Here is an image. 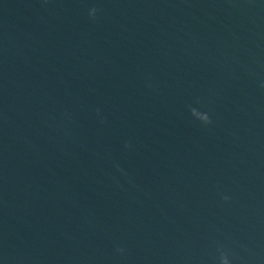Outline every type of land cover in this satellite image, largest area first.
Masks as SVG:
<instances>
[{"label":"water","instance_id":"water-1","mask_svg":"<svg viewBox=\"0 0 264 264\" xmlns=\"http://www.w3.org/2000/svg\"><path fill=\"white\" fill-rule=\"evenodd\" d=\"M0 264H264V0H0Z\"/></svg>","mask_w":264,"mask_h":264}]
</instances>
